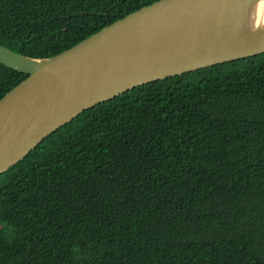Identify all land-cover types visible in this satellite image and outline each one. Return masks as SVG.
I'll list each match as a JSON object with an SVG mask.
<instances>
[{"label": "trees", "instance_id": "trees-1", "mask_svg": "<svg viewBox=\"0 0 264 264\" xmlns=\"http://www.w3.org/2000/svg\"><path fill=\"white\" fill-rule=\"evenodd\" d=\"M159 0H0L53 57ZM29 75L0 63V100ZM0 264H264V54L137 87L0 176Z\"/></svg>", "mask_w": 264, "mask_h": 264}, {"label": "water", "instance_id": "water-1", "mask_svg": "<svg viewBox=\"0 0 264 264\" xmlns=\"http://www.w3.org/2000/svg\"><path fill=\"white\" fill-rule=\"evenodd\" d=\"M262 54L264 0H159L48 58L0 44V63L29 75L0 100V176L102 103Z\"/></svg>", "mask_w": 264, "mask_h": 264}, {"label": "rangeland", "instance_id": "rangeland-1", "mask_svg": "<svg viewBox=\"0 0 264 264\" xmlns=\"http://www.w3.org/2000/svg\"><path fill=\"white\" fill-rule=\"evenodd\" d=\"M2 228V225L0 224V229Z\"/></svg>", "mask_w": 264, "mask_h": 264}]
</instances>
